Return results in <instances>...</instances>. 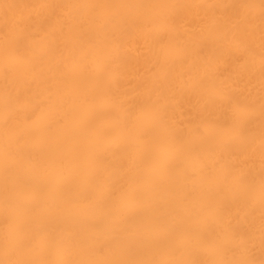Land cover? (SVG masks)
Returning <instances> with one entry per match:
<instances>
[{"label": "bare ground", "instance_id": "6f19581e", "mask_svg": "<svg viewBox=\"0 0 264 264\" xmlns=\"http://www.w3.org/2000/svg\"><path fill=\"white\" fill-rule=\"evenodd\" d=\"M0 264H264V0H0Z\"/></svg>", "mask_w": 264, "mask_h": 264}]
</instances>
